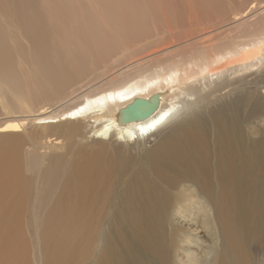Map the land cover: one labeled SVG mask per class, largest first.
<instances>
[{
    "label": "bare ground",
    "instance_id": "1",
    "mask_svg": "<svg viewBox=\"0 0 264 264\" xmlns=\"http://www.w3.org/2000/svg\"><path fill=\"white\" fill-rule=\"evenodd\" d=\"M113 1L0 0V109L14 113L0 119V264H33L29 250L35 264H256L264 0L204 9L206 26L191 13L185 37L138 49L73 96L87 57L111 52L117 62L110 35L140 26H123ZM155 94L154 114L119 123L121 108ZM30 208L38 230L26 240Z\"/></svg>",
    "mask_w": 264,
    "mask_h": 264
},
{
    "label": "rangeland",
    "instance_id": "2",
    "mask_svg": "<svg viewBox=\"0 0 264 264\" xmlns=\"http://www.w3.org/2000/svg\"><path fill=\"white\" fill-rule=\"evenodd\" d=\"M134 1V2H133ZM140 1V0H139ZM142 1V3H144L145 5H147L150 9H144L146 6L145 5H143L142 3H138V6H136L137 7V9H138V7H139V9H138V11H137V9L136 8H133V9H131V8H129L130 7V3H132L133 2V4L135 3V0H132V2H131V0H127L126 2H128V3H126V2H121V3H123V5L121 6V4L120 3H118V1L117 0H115V1H113L114 3H115V5H118L120 8H121V10L119 11V13L121 12V13H123L122 15L121 14H119V15H121L122 17H123V19L125 20V24L123 25V26H126V25H128V24H132V25H137V24H140V26L139 25H137L136 27H134V26H131V27H133V28H131L130 29V31L129 32H127L126 33V30H125V32H122V33H125L124 35H121V34H118V35H114V36H112V35H110L109 37L112 39V38H115V45H114V47L115 46H117V47H112L111 45L109 46V49L112 47V48H114L115 49V52L117 51V53H116V55L117 56H120L119 57V59L120 60H118L117 62L116 61H114L113 60V58L111 59V58H109L110 57V55H111V52H109V54L107 53V52H104V51H99V52H96L97 54L96 55H94L95 53H93V54H90V56H88L87 57V61L85 60V62H87V63H83L84 65L86 64L87 66L86 67H84V69H82L81 70V74H80V78H82L81 80H79V84H78V82L74 85V87H73V90H74V93H73V96H75V95H77L78 93H80L81 91H84V89L86 90V86H87V88H89L90 86V84H91V88L92 87H94V86H96V84H99L100 83V81L102 82L109 74H111L112 73V71L113 70H115V69H117V68H119V67H121V65H124V64H127V61H129V59H131L132 58V55L134 54V53H137L138 51V49H145L147 46H150V47H153V49H155V48H159V47H161V46H163L164 44H167V43H170L173 39H177L178 37L179 38H181V36H182V38L183 37H185L184 35L190 30V27H191V25H192V23L194 22V19L192 18V17H190V14L191 13H193V14H195V12H196V14L198 13L199 14V19H197L196 18V21H200L201 23H203L202 22V20H201V14H200V11H203L204 9H210L211 11H212V9L213 10H226L227 11V13L228 12H230V11H233L232 9H233V6L235 5H237V6H241V5H239L238 4V2L236 1V0H189V3H187V0H162V2H160V4L158 3L159 2V0H141ZM147 1V2H146ZM157 1V2H156ZM161 1V0H160ZM204 1V2H203ZM233 2H235V3H233ZM155 3V4H154ZM164 3V4H163ZM245 4H246V2H244ZM93 4H94V2H93ZM141 4V5H140ZM150 4V5H149ZM151 4H154V6L152 5L151 6ZM158 4H159V8H156V7H158ZM188 5V6H187ZM204 5V6H203ZM142 6V7H141ZM144 6V7H143ZM194 6V7H193ZM231 6V7H230ZM123 7V8H122ZM141 7V8H140ZM151 7H153V8H155V9H157L158 10V12H157V10L155 11V10H153V11H155L156 13H154L152 10H151ZM163 7H164V10H162L163 9ZM186 8V9H185ZM189 8V9H188ZM191 8H192V10H191ZM116 9V8H115ZM114 9V10H115ZM130 9H131V11H130ZM142 9H144V10H142ZM167 9V10H166ZM170 9V10H169ZM177 9V10H176ZM199 9H201V10H199ZM134 10V11H133ZM178 10H179V12H178ZM196 10H198V11H196ZM116 11V10H115ZM123 11V12H122ZM133 11V12H132ZM140 11H143V13H142V15L139 13ZM148 11V12H147ZM152 11V12H151ZM160 11V12H159ZM165 11V12H164ZM167 11V12H166ZM168 11H169V13H168ZM182 11V12H181ZM186 11H188V13L186 12ZM100 12H102V14L100 13ZM99 12V15H97V19H99L100 21H102V22H105L106 24L108 23V21H109V23L110 22H112L113 20H111L110 19V17H107V15L106 14H104V12L103 11H100ZM147 12V13H146ZM164 12V13H163ZM170 12H171V14H170ZM94 13H95V11H94ZM136 13V15H137V13L138 14H140L142 17L144 16V14H145V17H143L142 18V20H141V16H135V15H133V14H135ZM160 13H162V15L160 14ZM169 15H168V14ZM178 13V14H177ZM104 14V15H103ZM118 14V13H117ZM149 14V15H148ZM159 16H158V15ZM174 16H173V15ZM184 15V17H183V15ZM189 14V15H188ZM95 14H93V16H94ZM106 15V16H105ZM133 15V16H132ZM147 15V16H146ZM164 15H165V17H164ZM168 16V20L170 21V23H169V21L167 20V16ZM172 16V18H171V16ZM182 15V16H181ZM187 15L189 16V19H188V17H187ZM118 16V15H117ZM162 16V17H161ZM133 17L135 18V19H133ZM146 17L148 18V19H146ZM175 17V18H174ZM180 17V18H179ZM185 17H187V19L185 18ZM161 18H162V20H161ZM182 18V19H181ZM110 19V20H109ZM140 21H139V20ZM143 19H144V21H145V23H144V21H143ZM147 21H146V20ZM172 19V20H171ZM178 19V20H177ZM118 20V19H117ZM137 20H138V22H137ZM164 20H166V21H164ZM178 22H177V21ZM131 21V22H130ZM135 21V22H134ZM143 21V22H142ZM162 21H164L163 22V24H162ZM180 21V22H179ZM137 22V23H136ZM140 22V23H139ZM175 22V23H174ZM68 23H70V21L68 22ZM117 23H118V21H117ZM135 23V24H134ZM143 23V25H142V27H141V24ZM168 23H169V25H168ZM173 23H174V26H173ZM176 23H178V25H180V27L176 24ZM204 24V23H203ZM151 25V26H150ZM165 25V26H164ZM189 25V26H188ZM205 25V24H204ZM13 26V25H12ZM14 26H17V25H14ZM110 26V25H109ZM119 26H121L120 24H119ZM151 27L152 28V30H151V28H149L148 29V31H147V28L146 27ZM173 26V27H172ZM176 26H177V28H176ZM206 26V25H205ZM138 27H141V29L140 28H138ZM183 27V28H182ZM143 28H144V30H143ZM122 29H124L123 27H122ZM146 29V30H145ZM167 29H168V32H167ZM177 29V30H176ZM144 31L143 33H142V31ZM151 31H152V33H153V36H152V33H151ZM170 31V32H169ZM71 32V31H70ZM132 32V33H131ZM137 32V33H136ZM148 32V33H147ZM134 33H136V34H134ZM139 33H142V35L141 36H139L140 34ZM147 33V34H146ZM149 33H151V35H150V37H149ZM177 33V34H176ZM183 33V34H182ZM70 34H72L73 36H76L77 34H76V31L74 30V29H72V33H70ZM134 34V35H133ZM178 34H179V36H178ZM182 34V35H181ZM144 35V36H143ZM147 37H146V36ZM181 35V36H180ZM123 36V37H122ZM128 36V37H127ZM143 36V37H142ZM177 36V37H176ZM76 37H78V36H76ZM136 37H139V38H136ZM176 37V38H175ZM117 38V39H116ZM133 38V39H132ZM140 38H142L143 40L142 41H140L141 39ZM150 38V39H149ZM119 39V40H118ZM138 39H140V40H138ZM170 39V40H169ZM118 40V41H117ZM127 40V42H125ZM129 41H131V45H130V47H127L128 46V42ZM133 41V42H132ZM141 42L140 44L138 43V42ZM121 42V43H120ZM166 42V43H165ZM113 43V44H114ZM82 44H83V42H82ZM112 44V45H113ZM85 44H83L82 45V47L84 46ZM127 45V46H126ZM133 45H134V47H133ZM85 47H86V45H85ZM84 47V48H85ZM141 47V48H140ZM111 48V49H112ZM86 49V48H85ZM125 50V51H124ZM114 52V51H113ZM119 52H121V53H119ZM101 53H103V55H101ZM108 54V55H107ZM112 54H115V53H112ZM90 57V58H89ZM104 57V58H103ZM89 58V59H88ZM103 58V59H102ZM98 59V60H97ZM91 60V61H90ZM89 61H90V63H89ZM103 61V62H102ZM97 62V63H96ZM116 62V63H115ZM82 64V66H84ZM120 64V65H119ZM102 67V68H100V66ZM108 66V67H107ZM101 69V70H100ZM87 70V71H86ZM85 71V72H84ZM94 71V72H93ZM83 74V75H82ZM89 74V75H88ZM82 75V76H81ZM91 75V76H90ZM84 79V80H83ZM82 81V82H81ZM94 82V83H93ZM80 85V86H79ZM82 85V86H81ZM80 91V92H79ZM11 95V94H10ZM15 100V99H14ZM13 101V100H12ZM16 102V101H15ZM13 103H14V101H13ZM64 104H68L69 102H67V101H65V102H63ZM55 106V104L54 103H52V102H48V103H46L45 104V106ZM44 106V105H43ZM56 106H58V105H56ZM40 108V106H38V107H36V109H39ZM53 108V107H52ZM18 109V108H17ZM13 111H16V114H19L18 113V111L17 110H13ZM11 114H14V113H7V111L6 110H2V109H0V119H1V117H8V116H10ZM43 132H44V130H42ZM51 134H56V135H60V133L59 132H56V131H52L51 132ZM61 135H62V133H61ZM153 139V138H152ZM149 145V144H148ZM29 204L31 205L32 203L29 201ZM31 210L30 211H27V215H26V217L24 218V219H22V227L24 228V230H25V237H26V240H29L30 238H32V236H33V234L34 233H36V231L38 230L37 229V227L35 226V225H33L32 224V222H33V220H32V216H33V210H32V208H30ZM30 225H33V227H31L30 229H29V232H28V229L26 230V228L28 227V226H30ZM92 251V249H90L89 251H88V253H90ZM251 251H252V253L254 254V255H256V254H258V258H256V256H253V259H254V261H255V263L256 264H264L263 262H264V245H262V246H256V245H254L253 247H251ZM29 257L31 258V261L33 262V264H35L34 263V251L33 250H29Z\"/></svg>",
    "mask_w": 264,
    "mask_h": 264
},
{
    "label": "water",
    "instance_id": "3",
    "mask_svg": "<svg viewBox=\"0 0 264 264\" xmlns=\"http://www.w3.org/2000/svg\"><path fill=\"white\" fill-rule=\"evenodd\" d=\"M160 105V97L158 94L153 95V98L148 101L145 99H135L131 104L119 111V123L121 125L142 121L149 118Z\"/></svg>",
    "mask_w": 264,
    "mask_h": 264
}]
</instances>
